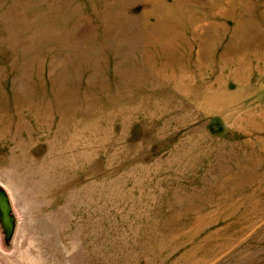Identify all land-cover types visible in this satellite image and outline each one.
<instances>
[{"label": "rangeland", "instance_id": "1", "mask_svg": "<svg viewBox=\"0 0 264 264\" xmlns=\"http://www.w3.org/2000/svg\"><path fill=\"white\" fill-rule=\"evenodd\" d=\"M0 264H264V0H0Z\"/></svg>", "mask_w": 264, "mask_h": 264}, {"label": "water", "instance_id": "2", "mask_svg": "<svg viewBox=\"0 0 264 264\" xmlns=\"http://www.w3.org/2000/svg\"><path fill=\"white\" fill-rule=\"evenodd\" d=\"M9 204L6 193L3 188L0 186V216L2 218L4 227L7 233H10L12 230V216L9 215Z\"/></svg>", "mask_w": 264, "mask_h": 264}]
</instances>
